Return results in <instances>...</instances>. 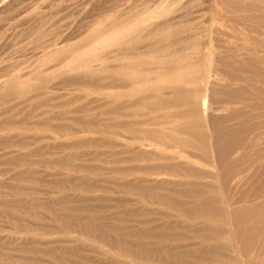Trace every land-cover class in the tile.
Segmentation results:
<instances>
[{
	"label": "rangeland",
	"instance_id": "1",
	"mask_svg": "<svg viewBox=\"0 0 264 264\" xmlns=\"http://www.w3.org/2000/svg\"><path fill=\"white\" fill-rule=\"evenodd\" d=\"M122 1L124 8L130 0ZM159 1L147 0L145 5L154 8ZM97 3L102 7L105 0H0V84L9 77L8 80L17 78L16 87L24 86L22 74H31L34 62L45 58L43 50L48 48L34 50L23 30L43 16L59 23L58 31L44 25L47 30L42 36L43 42L53 39L57 43L49 49L58 50L65 45L67 36L86 30L82 23L93 16L102 18L98 16L101 7ZM188 4L186 9L190 10H178L183 11L182 16L175 11L171 17L161 15L153 22L161 24L185 14L189 23L200 30L197 34L203 35L201 46H195L193 51L207 49L211 58L198 118L205 125L208 153L193 155L164 144L181 121L174 108L161 105L165 96L149 97L146 102L157 100V105L142 106L137 115L125 118L104 114L99 95L93 92L85 98L80 90H73L78 98L69 104H44L24 117L28 111L26 101L8 112L4 109L16 100L0 103V264H170L173 258L175 264H264V0H188ZM182 25L177 22L172 27ZM186 35L189 33L178 34L175 39ZM50 76L44 79L48 82ZM40 77L33 75L32 79ZM157 79L153 81L166 82L162 76ZM57 83H48L43 99L54 96L53 102L61 103L70 97L69 87ZM87 98L92 103L84 114L94 119L90 128L62 117L45 121L60 111L79 107ZM18 109L21 114H17L15 122L3 124V118ZM98 112L100 116H96ZM80 114L83 115H74ZM110 117L115 122L144 123L136 130L110 128ZM153 117L164 126L157 127L155 120L147 121ZM61 123L72 128H57ZM53 157L58 160L46 163ZM164 163L171 167H164ZM190 167L193 173L184 171ZM206 172L215 176H207ZM133 179L149 186L155 182L165 186L160 193L174 201H158L153 194H138L121 187ZM172 187H178L175 189L181 194L173 192ZM203 198L220 212L210 214L196 209ZM174 202H182V207ZM96 223L102 225L100 232L95 229ZM214 250H221V254ZM185 252L188 254L183 255Z\"/></svg>",
	"mask_w": 264,
	"mask_h": 264
},
{
	"label": "bare ground",
	"instance_id": "2",
	"mask_svg": "<svg viewBox=\"0 0 264 264\" xmlns=\"http://www.w3.org/2000/svg\"><path fill=\"white\" fill-rule=\"evenodd\" d=\"M122 2H123L122 0H105V4H103L102 7H101L102 4H98L99 3L98 2L97 4L100 5V7H101V12L98 11L100 13V14H98V16H102V18L98 20L97 19L98 17L96 18L93 16L92 18H94V19H92L91 21L89 20V22H87V23L81 22L82 24H85L86 28L85 27L84 28L86 30L84 32L79 33L76 36L75 35L67 36L65 41L68 44L65 43V45H63L60 49L56 48L58 50H52L51 49L53 47V46H51L52 44H57L54 42L53 39L50 42H43L42 36L44 35V32L47 30V28H50L49 30L58 31L60 29V27L58 25L59 23L57 24L55 21L53 22L52 20H50V18H48V17L46 18L43 16L42 18L40 17V19L36 20V22L33 24V26L29 27L28 29L23 30V33L28 36L27 39L29 38V40L32 44L31 46L34 50L37 51V49H38L40 51V49L41 50L44 48H48V49H46V50L44 49L45 51L43 50V53L45 54V58L34 62L31 74L30 73L29 74L27 73L28 75H26L25 73L22 74L24 76H21V78L26 80L25 85L22 82L24 86L20 85V87H16L15 82L17 81L16 80L17 78L16 79L11 78V80L10 79L8 80L9 77L6 78L8 81L6 80L5 82H2L3 84H0V89L5 87V86L9 87L7 90H5V92H2V93L0 92V103H2V102L4 103L5 101L8 102L10 100H16L15 102H13V104L11 103L12 105L6 106V108L4 109V112H8V111L12 110L14 107H16L20 102L24 101V103H25V101H26L28 111H26L23 114V117L27 116V115L30 116L34 113L35 110L38 109V107L44 106V104H46V105L50 104L51 107H53V106L56 107V106H61L63 104H69L70 102L75 101L78 97H76L75 94H72V92H73V90H80V91H82L83 97H85V98L87 97V95L92 94L93 92H96L99 95V97L101 98V101H102L101 105L105 106V109L103 111L104 114H109L110 116L115 115L118 118H125V117H133V116L137 115L139 112H141L140 108L142 106L147 105L148 107H150L151 105H154V104L157 105V100L153 101L152 104H150L151 102L150 103L146 102V99H149V97L154 98L157 96H165V99H163V101H161V105L166 104V105L174 108L177 117L181 121L178 123L177 126H175L172 129V134L170 135V140L164 141V144L166 146L177 148L180 151H184V152L189 153V154L192 153L193 155H197L198 153L200 154L201 152L204 155L207 154L208 153L207 152V150H208V148H207L208 136H207L205 128H204L205 125L203 126L202 122L198 118L200 117L199 107H200L201 101L203 99V96L206 92V88L204 86L205 81H206V69L208 68V66L210 64L209 61L211 60V58H210V55H209V52L207 51V49L200 50V49L196 48V49L200 50V52L197 51L198 53H195L196 51L195 52L193 51L195 49V46H197V45L201 46L202 43L200 44L199 40L203 38V35L201 36L200 33L197 34V31L199 32L200 30H198L197 26H195L193 23H189V20H188L189 17L185 18L184 17L185 14L183 16L184 18L183 17L178 18L177 16H175V18L177 17L176 19L174 17H172V19H169L168 21L162 22L161 24H160V22L156 23L157 21L155 23L153 22L155 17L161 16V15H169L170 16V13H173V12L175 13V11L179 12L178 10L188 8V5H189L188 0H187V2L186 1L183 2V0H160L157 3V6H155L154 8H148L145 5L147 0H130V1H128V3L126 2L127 5L124 8L121 7L123 5ZM70 5H71V3H70ZM100 7L99 8L97 7V8L100 9ZM40 8L43 9V6ZM93 8L96 9V6ZM93 8L91 7V9H93ZM62 9H64V8H62ZM38 10H39V8H38ZM88 10H90V8ZM188 10H190V9H188ZM188 10L186 9L185 11H188ZM86 12L87 11H85V13ZM95 12H96V10H95ZM189 12H187V13H189ZM182 13H183V11L181 12V15L179 14L178 16H182ZM90 14H92V13H90ZM88 16H89V14H88ZM197 16H198V14H197ZM191 18H193L192 15H191ZM56 21L59 22L58 19ZM177 22L184 23V25H182L181 28L175 29L172 27V24L177 23ZM47 23H49V25H47ZM79 23L80 22H78V24ZM198 24H200V23H198ZM44 25L47 26L45 31H44V27H43ZM80 27H81V25H80ZM204 27H205V25H204ZM182 33L183 34L189 33V36H187L188 34L184 38H182L180 36L182 39L180 38V40H176L175 36L178 34L182 35ZM201 33H203V32H201ZM45 34H46V32H45ZM72 39H75V41H70ZM50 46H51V48L49 49ZM27 50H29V49H27ZM48 74H51V76H50V78H48L49 80L47 82V80H46L47 78L44 79V76H46ZM33 75L39 76V77L41 76V77L37 78V79H32ZM157 76H162L163 78H165L166 82L164 83L161 80L153 81L154 77H156V80H158ZM15 77H18V76H15ZM103 78H105V80ZM144 79L147 80L146 83L142 82ZM53 81H56V83L58 82V83H61L62 85L66 86V87H69L68 94L70 95V97H68L66 100H64V102L59 103V101H58V103H54L53 102L54 96L53 97L51 96L52 99L49 97H48L49 99L47 97H46L47 99L42 98L45 91H47V90H44V88H46L49 85L48 83L53 82ZM16 84H18V83H16ZM163 84H166V85L163 86ZM34 90H37L38 92L35 95H33L34 93H32V95H30V93L32 91L34 92ZM55 97H57V96H55ZM83 97H81V98H83ZM33 100H39V101H37L35 103H31ZM55 100H56V98H55ZM90 103H92V100L87 98L86 100H84V102H82L81 105H79V107H75L73 109H65L63 111H60V113L57 116L50 117V118L48 116L47 119L45 118L46 119L45 121H48V120L50 121L53 118H61L62 117V118L69 119L72 122V124H76L77 126H80L82 128H90L93 125L94 119L87 117L84 114L86 109L90 106ZM19 107H21V106H19ZM19 110L20 109H18V111H16V112L12 111V113H10L5 118L2 117L3 119H5L4 121L1 119L3 121V124L7 125V124H12L13 122H15V118L17 117V114L20 113ZM75 112L83 113V115L82 114L74 115ZM93 114L94 113H92V115ZM60 115H62V116H60ZM97 115L100 116L101 115L100 112L96 113V116ZM19 116H21V115H19ZM202 119H203V116H202ZM152 120H155V125L157 127L161 128V126L162 127L164 126L162 122L160 123V122H158V120L156 121V119L154 117L149 118L147 121L151 122ZM17 121H19V120H17ZM46 123L47 122H44V124H46ZM143 123H144V121H142V120L131 121V122H127L125 120H119V121L115 122L112 120L111 117L107 121V125L110 128L118 127L121 129H125L127 127H135V130L138 129V127ZM57 128H60L62 130H66V129L72 128V126H69V124L67 125L66 123L65 124L61 123V125ZM60 129H58V130H60ZM155 132H156V130H155ZM6 139H8V138H6ZM32 139H34V138H32ZM134 139H136V138H134ZM77 141H81V140H77ZM82 142H84V141H81V143ZM124 142H126V141H124ZM91 143H92V141H91ZM73 144L76 145L75 142ZM79 144H80V142H79ZM52 147H54V146H52ZM52 147H50V148H52ZM90 151H89V153H90ZM153 152H151V153H153ZM36 153H37V151H36ZM132 153H133V151H132ZM154 153H156V152H154ZM135 155H134V157L137 156V155L136 156ZM182 155H184V154H182ZM96 156H97V152H96ZM168 156H170V155H168ZM202 156L203 155H201V157ZM91 157H94V156H91ZM53 158H54V160L52 158H50L51 160H49V159L45 160L46 163H50L51 161L58 160V159H55V157H53ZM133 164L134 163H132L131 166H133ZM141 164H140V166H142ZM147 164H146V166H147ZM150 164H151V162H150ZM164 164H163L164 167H167V168L170 165H172V169H173L172 163L169 166H167V163H164ZM177 164H179V163H177ZM177 164H176V166H177ZM154 165L155 164H153V166ZM89 167H90V165H89ZM116 167H118V166H116ZM156 167L158 168L157 164H156ZM174 167H175V164H174ZM134 168H135V165H134ZM122 169L125 170V167ZM174 169H176V168H174ZM184 169H185V167H184ZM192 169L193 168H191V169L186 168V170H184V171H186L187 173L189 172V174H191L190 172L193 171ZM176 173H177V171L175 172V174ZM206 173H208L207 176L208 175H212V176L214 175L211 173L209 174V172H206ZM192 175H194V174H192ZM200 175H201V172H200ZM138 176H141V175H138ZM153 179H155V178H153ZM122 182H125V181L123 180ZM151 183H153V182H151ZM115 184H116V182H115ZM145 184H147V183L142 184L141 182H138L137 180L133 179L132 181H128V182L126 181V183H123L121 185V187L126 188L129 192H134V193H138V194L139 193H141V194L142 193H148L149 195L153 194L154 196L157 197V200L158 199L164 200L165 198L169 200L170 197L169 198L165 197L167 195L164 194L162 191H161L162 193H160V190H165V189H163L165 186H162V185L157 186V185H155V184H157L156 182H155V184L153 183L152 186L145 185ZM85 187H87V186H85ZM172 188H170V189L173 190V192H176L178 190V189H175L178 187H172ZM179 189H180V187H179ZM179 191L180 190H178V192ZM180 192H182V191H180ZM196 192H197V190H196ZM184 194H186V192ZM143 195H145V194H143ZM147 195H146V197H147ZM186 195H188V194H186ZM197 195L199 196V194H197ZM154 199H155V197H154ZM172 199H174V198L172 197ZM170 200H171V198H170ZM200 200H201L200 202L198 201L199 204L197 206L195 205V207H197L196 209H199L202 212H206V213H210V212L213 213L215 211L217 212V210H219V212H220V209H215L216 207L211 205V203H210L211 201H209V199L203 198V200L202 199H200ZM210 200H211V198H210ZM60 201H62V200H60ZM171 201L173 202L174 200H171ZM178 203L179 202H177V203L174 202L175 205ZM180 203H182V202H180ZM180 203H179V205H180ZM179 205L177 207H179ZM49 206H51V204ZM181 207H182V204L180 205L179 208H181ZM184 211L185 210H183V212ZM219 212H217V213H219ZM200 213L201 212H199V214ZM217 213H216V215H217ZM203 214H205V213H203ZM218 216L219 215H217L215 217H218ZM203 217H206V216H203ZM87 221H88V218H87ZM87 221H86V223H87ZM92 221L94 222L93 219H92ZM95 222H96V220H95ZM81 223H84V222H81ZM89 223H88V225H89ZM97 223H96V225L94 224V226H95V229H98L97 231L100 232L101 231L100 226L102 227V225L100 223H99L100 225ZM75 224H76V222H75ZM91 225H93V224H91ZM97 225H99V227H97ZM216 225H218V224H216ZM86 228H88V227H86ZM113 228L114 227H112V230H114ZM92 229L94 230V228H92ZM155 234H157V233H155ZM158 235H159V233H158ZM230 236H232V238H231V242H232L234 237L232 234ZM164 248H166V247H164ZM213 248H214V246H213ZM160 249L163 250V248H160ZM210 249L211 248L209 247L208 250L211 251L212 249L211 250ZM208 250H207V253H209ZM232 250L235 252L233 243H232ZM219 251H221V250H218V251L214 250L215 253H217ZM162 252H160V250H159V253H162ZM185 253H183V255L188 254V252L186 254ZM215 253H214V255H215ZM212 254H213V252H212ZM212 254H210V255H212ZM219 254H221V253L219 252ZM169 255H171V254H169ZM198 255H201V253ZM179 256H180V254H179ZM179 256H177V257H179ZM162 258H163V256H162ZM170 258H172V257H170ZM198 258H199V256H198ZM203 258L204 257H202V259ZM212 259L213 258H211V260ZM214 260H215V258H214ZM169 261H171L170 264H175L174 258L170 259ZM169 261H167V262H169ZM209 262H208V264H209ZM237 262H238V260H237Z\"/></svg>",
	"mask_w": 264,
	"mask_h": 264
}]
</instances>
